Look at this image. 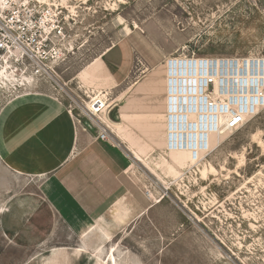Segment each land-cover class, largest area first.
<instances>
[{
  "label": "rangeland",
  "instance_id": "374dc122",
  "mask_svg": "<svg viewBox=\"0 0 264 264\" xmlns=\"http://www.w3.org/2000/svg\"><path fill=\"white\" fill-rule=\"evenodd\" d=\"M1 6L50 26L58 18L65 36L54 39V68L85 100L91 91L77 75L122 39L132 42V80L164 75L168 88V66L177 58L219 62L226 74L229 66L246 74L249 63L256 75L264 70V0H0ZM32 91L59 96L29 63L0 55V117ZM61 100L69 108L70 100ZM263 101L251 111L236 108L243 120L215 136L200 159L175 152L170 176L142 171L143 205L121 206L122 220L81 219L73 227L46 204L40 186L26 184L0 157V264H264Z\"/></svg>",
  "mask_w": 264,
  "mask_h": 264
},
{
  "label": "crops",
  "instance_id": "0c3cea01",
  "mask_svg": "<svg viewBox=\"0 0 264 264\" xmlns=\"http://www.w3.org/2000/svg\"><path fill=\"white\" fill-rule=\"evenodd\" d=\"M131 43L120 40L76 77L91 96L106 93L109 107L102 119L115 143L98 138L93 127L84 129L52 92L16 97L0 117L1 159L26 184L40 186L46 204L73 227L81 219L112 221L117 203L142 207V171L164 178L177 165L176 147L168 144L166 78L146 74L132 80ZM34 173L39 180L30 183Z\"/></svg>",
  "mask_w": 264,
  "mask_h": 264
},
{
  "label": "bare ground",
  "instance_id": "6f19581e",
  "mask_svg": "<svg viewBox=\"0 0 264 264\" xmlns=\"http://www.w3.org/2000/svg\"><path fill=\"white\" fill-rule=\"evenodd\" d=\"M176 60L175 65L173 61H170L172 65L168 66V76L171 72L168 79V92L171 95L170 105H168L169 116L167 118L168 129L171 133L169 134L168 144L172 143L174 145L176 138V145L178 146L175 151L186 153L191 160H198L201 153L209 149V145L211 148L215 136L221 137L226 131L232 129L230 122L233 120L237 109L243 107L244 111L246 105H248L247 109L249 108V111H251L250 106L252 104H256V107L261 105V100H264V70H259L256 75L255 70L253 71L249 63L246 74H241L243 71L233 70V67L230 66L229 68L232 70L226 74L223 70H220L219 62H213L210 65L208 61L203 59L196 60V63L194 60L190 63L191 59L177 58ZM204 71H212L213 73V75L208 76V79L211 77L215 83L211 93H205L201 90V84H204L203 81L206 80ZM189 112L191 114L187 116L186 113L189 114ZM239 113L244 116L241 111ZM211 120L215 124H211ZM205 134H207L209 143L206 149L200 145L201 136ZM184 143H186V146ZM181 144H183L182 147ZM39 176L38 173L32 174L30 182H38ZM117 205L113 206L111 214L114 220H122L125 212L122 211L121 206ZM97 220L99 219H95L92 224H96ZM100 229L105 231V228Z\"/></svg>",
  "mask_w": 264,
  "mask_h": 264
},
{
  "label": "built area",
  "instance_id": "2783aa9c",
  "mask_svg": "<svg viewBox=\"0 0 264 264\" xmlns=\"http://www.w3.org/2000/svg\"><path fill=\"white\" fill-rule=\"evenodd\" d=\"M2 6L0 8V55L7 57H15L17 61L29 63L34 69L35 73L46 79L50 83L61 99H69V111L74 115L77 121L82 124L81 116L86 119L90 127L97 131V137L114 142L109 127L104 123L102 117L107 111L108 98L106 93L98 92L93 96L86 93L87 100L76 95L70 89L67 83L62 79L58 71L54 68V63L57 62L60 55V48L54 41L60 37H64V28L54 20L53 25H48L43 18H38L34 15H26L20 9L7 10ZM191 62V61H190ZM192 63V62H191ZM196 63V62H195ZM172 65V63H170ZM176 62H174V65ZM206 80L203 81L202 91L208 93L211 91L209 85H214L211 77L212 71H204ZM57 96L58 98H60ZM91 104V106H89ZM212 104V103H211ZM222 106V104H221ZM78 110V115L74 114V110ZM171 118V117H170ZM243 120V116L237 111L234 113L233 120L230 126L234 127ZM214 122L211 120V124ZM84 129L88 127L84 126ZM171 134V133H170ZM176 137V135H175ZM205 138L207 141V134L201 136V147H206ZM180 142H182L180 140ZM175 143H169V147H177ZM181 147L183 144L180 145Z\"/></svg>",
  "mask_w": 264,
  "mask_h": 264
},
{
  "label": "clouds",
  "instance_id": "9594fccd",
  "mask_svg": "<svg viewBox=\"0 0 264 264\" xmlns=\"http://www.w3.org/2000/svg\"><path fill=\"white\" fill-rule=\"evenodd\" d=\"M209 88H210V89H213V85H212V84H211V85H209Z\"/></svg>",
  "mask_w": 264,
  "mask_h": 264
}]
</instances>
